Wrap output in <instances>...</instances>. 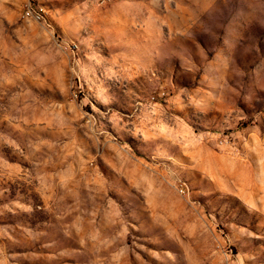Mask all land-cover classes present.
<instances>
[{
	"label": "rangeland",
	"instance_id": "1",
	"mask_svg": "<svg viewBox=\"0 0 264 264\" xmlns=\"http://www.w3.org/2000/svg\"><path fill=\"white\" fill-rule=\"evenodd\" d=\"M0 264H264V0H0Z\"/></svg>",
	"mask_w": 264,
	"mask_h": 264
},
{
	"label": "built area",
	"instance_id": "2",
	"mask_svg": "<svg viewBox=\"0 0 264 264\" xmlns=\"http://www.w3.org/2000/svg\"><path fill=\"white\" fill-rule=\"evenodd\" d=\"M33 15H32V12L30 11V10H26L25 12H24V17H32ZM178 192H179V194H181V195H184L185 194V188L184 187H182V185L181 186H179L178 187Z\"/></svg>",
	"mask_w": 264,
	"mask_h": 264
}]
</instances>
